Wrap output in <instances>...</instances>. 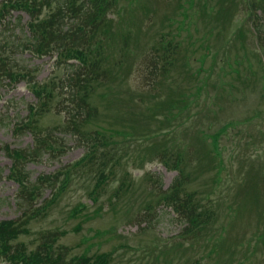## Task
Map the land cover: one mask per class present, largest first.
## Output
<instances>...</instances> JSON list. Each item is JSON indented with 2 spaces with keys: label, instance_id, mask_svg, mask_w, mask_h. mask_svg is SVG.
Returning <instances> with one entry per match:
<instances>
[{
  "label": "rangeland",
  "instance_id": "1",
  "mask_svg": "<svg viewBox=\"0 0 264 264\" xmlns=\"http://www.w3.org/2000/svg\"><path fill=\"white\" fill-rule=\"evenodd\" d=\"M247 2L254 0H115L110 30L116 34L118 45L110 50L109 65L112 77L117 78L114 83L105 82L95 88L87 102L95 107L96 118L83 127L85 135L102 130L111 142L101 149L112 157L109 166L113 165L115 177L109 179L93 204L88 192L94 180L87 171L74 170L57 202L44 215L22 223L27 216H21L16 184L8 178L11 164L0 150V223L18 221L19 227L27 230L13 244L24 245L29 252L41 243L42 235L51 232L61 234L54 252L58 253L60 247L67 248L66 261L79 256L94 258L113 251L110 264H182L192 257L189 251H193L196 256H204L207 264H237L246 257L249 259H245L244 264H264V240L258 243L252 239L255 234L264 232V94L259 89L257 73L261 67L256 58L264 57V13L256 7L250 9ZM12 16L20 18V24L18 28L14 24L11 37L20 40L19 31L25 29L28 17L15 12ZM123 36L127 41L125 53L121 49ZM163 38L172 45L177 43L180 48L176 51L179 68L175 64L168 67L165 78L158 80L161 83L150 86L145 58L148 54L150 58L154 56L152 47ZM10 61L15 62L16 69L28 70L29 77L33 70V80L40 83L52 79L58 82L71 72L63 65L55 69L54 56L38 58L28 51H19ZM116 63L123 69L116 67ZM249 63L254 66L251 71ZM199 67L203 69L201 72ZM234 67L239 70L238 75L230 72ZM208 72L209 80L203 92L201 80ZM178 89L200 99L194 104L189 97V111L176 117L175 122L162 125L161 114L151 119L154 111H149L153 110V103L165 100ZM0 90V148L8 145L26 150L34 143L32 136L27 133L16 136L12 128L14 122L27 115V106L35 103V99L24 82L15 87L4 82ZM102 93L106 101L100 98ZM152 95L155 98L151 99ZM113 96L130 97L134 111L129 113L121 106H111L108 99ZM68 100L67 94L57 92L51 105L48 102V111L39 119V129L52 131L56 146L63 149L58 153H44L38 160L24 164L31 184L41 175H56L70 168L88 150L87 138L79 139L69 134L71 129H63L67 114L60 112L68 106ZM132 121H138L134 136L142 135L145 129L153 134L167 133L175 127L176 133L167 141L172 149L181 148L185 156L190 175L185 190L195 192L201 202L205 194L211 193L209 202L220 216L213 223L215 231L210 233L215 239L218 233L223 234L229 241L231 257L219 259L217 249L205 245L204 238L199 244H185L181 250L174 247L177 245L174 242L180 240L182 225L163 201L153 200L159 198L161 191L169 190L177 171L166 169L159 157L153 155L158 147L146 152L151 148L146 146L154 141L137 147L134 141L139 138L124 139V142L123 137L104 131L109 124L130 127ZM115 129L121 127L115 126ZM198 148L204 154L209 153L208 164L199 160L201 165L207 164L206 171L199 170L195 161L190 163L187 159V153L203 159V154L197 153ZM146 154L149 157L140 162ZM214 165L220 172L217 175ZM124 175H128L132 186L115 199L111 193ZM53 191L41 185L37 203L50 199ZM252 193L258 194V198L254 199ZM148 201L149 207L142 208ZM81 205L85 211L75 213ZM230 207L234 210L233 220L228 216ZM248 242L254 246L246 249L239 244ZM153 244L162 247L154 251ZM210 250L214 254L208 257L206 253ZM1 259L0 264H6Z\"/></svg>",
  "mask_w": 264,
  "mask_h": 264
},
{
  "label": "trees",
  "instance_id": "2",
  "mask_svg": "<svg viewBox=\"0 0 264 264\" xmlns=\"http://www.w3.org/2000/svg\"><path fill=\"white\" fill-rule=\"evenodd\" d=\"M115 0H5L0 7V19L8 18L10 11H22L29 15L30 23L28 25L29 32L24 33L19 31L20 40L11 37V32L15 30L6 28L0 31V83L7 80H12L16 74L15 62L10 61V57L18 54L19 51L30 50L38 57L51 55L56 53L57 60L54 68L58 69L59 66L64 65V68L70 69V75L64 76L58 82L55 79L49 80L45 83H37L33 80L32 70L29 82L30 90L38 100V107L29 106L27 120L19 122L16 130L18 132L28 131L34 138V145L27 148L26 150H15L5 149L7 155L12 160L13 164L11 167V177L19 185V200L20 209L22 210V216L26 217L30 213V217L24 219L22 223H28L33 217H36L48 210L49 204L56 201L58 196L62 193V188L55 194L52 200L46 202L43 206L35 209L32 205L33 202L39 197L41 185L46 184L52 188L54 187L53 179L56 176L43 177L36 181L32 186L26 185L25 176L23 173V165L27 161H35L39 159L43 153L55 151V142L51 138L53 132L45 129L40 130L38 126L39 119L44 115L45 111H48V101L54 100L55 94H61L62 92L67 94L70 98L68 100V106H66L60 113H66L67 118L64 122L63 129H71L69 134L75 135L79 139L85 137L88 139L91 146H93L92 155L85 164L87 166L86 171L89 176H93L97 182L92 186L89 193L91 199L95 202L99 196V191L104 185L106 174H110V170L107 167L108 160L112 159L109 157V152L104 151L101 147H107L109 140L106 139L105 135L101 131H92L88 135L83 134V127L96 118L97 111L94 106L88 104V99L94 94L95 88L106 84L105 82L114 83L116 76L112 77L111 68L109 65L110 50H113L118 44L115 40V34L111 33L110 26L112 19L110 17V11L114 8ZM264 0H259V5L262 7ZM109 11V13H107ZM20 20L17 23L11 22V16L8 18L7 23L12 26L16 23L18 27ZM21 30V29H20ZM11 34V35H10ZM11 39V40H10ZM127 45L126 38L123 41L121 47L123 53H125V46ZM167 45L160 44L159 47L153 48L156 55L152 58H145V65L148 67L150 75V84L156 85L159 76L165 78L166 70L168 67H173L178 59L172 57V51L168 50ZM151 53V52H150ZM76 60L77 64L67 63V61ZM116 65V67L122 68V65ZM113 65V66H114ZM177 69L179 66L176 67ZM18 71L25 72V68H17ZM28 74V72H26ZM19 75V74H18ZM109 77V80L106 78ZM161 82H158L160 84ZM56 90H58L56 92ZM104 93L99 94L100 98L106 101ZM192 96L177 91L169 93L165 100H161L159 103H153V117L151 119H157V115H160L164 121L160 123H172L175 122V118L181 116L184 112H187V99ZM141 98V97H139ZM155 98L152 95L151 99ZM51 100V101H50ZM111 106L120 108V106L126 109V112H132L133 103L132 99H121L113 96L108 99ZM50 108V106H49ZM148 110V107H145ZM155 109V110H154ZM132 110V111H131ZM157 114V115H156ZM134 115V114H131ZM109 128L105 130L110 131L114 135L123 137L122 139H131L140 147L142 142L149 138L148 141H154L148 146L157 148L155 150V156L159 157L161 162L170 169L177 171V177L174 179L169 190L161 191L158 200L163 201L165 204L170 206L173 211L177 214L178 221L182 225L181 239L175 241L176 246L179 250L185 248V244H193L205 239V245L215 247L216 256L219 259H225L227 256L231 257V249L229 248V241L225 240L223 234L218 233V239L210 233L215 231L213 223L219 219L218 213L215 212L209 202L211 193L205 194L204 202L197 199L195 192H187L185 190V183L190 179L189 173H187V163L185 156L181 154V148L170 147L167 138L176 133L174 128L164 133L157 131V133H149L148 130H142V135H133L134 130L138 129V121H132L130 127H126L123 124H109ZM115 126H120L121 129H115ZM117 128V127H116ZM169 129V128H168ZM196 137V136H194ZM163 138V139H161ZM161 139V140H158ZM158 140V141H157ZM194 140V139H193ZM196 141V140H195ZM126 142V140H124ZM198 154H203L202 157L191 156L187 153V158L190 163L196 162L199 170L204 168L206 171L208 168L207 164L209 161V153L204 154L200 148L197 150ZM197 157V158H196ZM196 158V159H195ZM205 161L206 166L201 165L199 160ZM213 159V158H212ZM79 163H77V166ZM72 168H76L73 166ZM216 175L219 174V169L216 165ZM66 174L67 179L70 177L69 170ZM219 172V173H218ZM53 183V184H52ZM158 183V181H157ZM217 184V179L216 183ZM126 185L125 181H122L117 189L113 191V195L118 197L120 187ZM56 193V192H55ZM254 199L258 198V194L252 193ZM149 201L144 205L149 207ZM52 205V204H51ZM84 206H80L78 212L84 210ZM228 216L233 220L234 210L230 207ZM155 216V213L154 215ZM152 216V217H153ZM229 217V218H230ZM151 219V217H150ZM20 222L18 221H5L0 223V257L10 264H109L113 259V252L95 256L89 258L87 256H79L70 258L67 262L65 255L67 248H59L58 253L54 252V244L58 241L56 234L48 232L40 238L38 246L27 252L24 249V245L13 244V241L17 240L21 233H27L25 228L21 229ZM58 235H61L58 233ZM255 241L264 240V232H259L253 236ZM241 244L242 248L248 249L251 246L248 244ZM257 243L255 248L257 247ZM237 250V249H236ZM177 253V250H173ZM213 250L208 251L206 255L209 257L214 254ZM191 252L190 258L183 260L182 264H207L204 260V256H196L193 251ZM235 253V250L233 251ZM187 254V253H186ZM244 260L239 261L237 264H244Z\"/></svg>",
  "mask_w": 264,
  "mask_h": 264
}]
</instances>
